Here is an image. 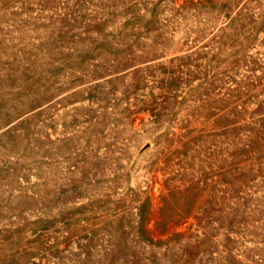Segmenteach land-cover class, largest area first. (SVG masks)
<instances>
[{
  "label": "rangeland",
  "instance_id": "1",
  "mask_svg": "<svg viewBox=\"0 0 264 264\" xmlns=\"http://www.w3.org/2000/svg\"><path fill=\"white\" fill-rule=\"evenodd\" d=\"M0 264H264V0H0Z\"/></svg>",
  "mask_w": 264,
  "mask_h": 264
}]
</instances>
